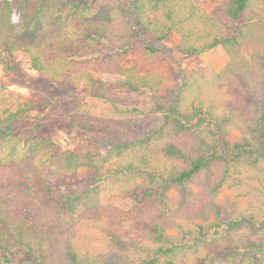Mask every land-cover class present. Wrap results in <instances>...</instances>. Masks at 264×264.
<instances>
[{
    "label": "trees",
    "instance_id": "1",
    "mask_svg": "<svg viewBox=\"0 0 264 264\" xmlns=\"http://www.w3.org/2000/svg\"><path fill=\"white\" fill-rule=\"evenodd\" d=\"M263 10L0 0V68L80 89L68 120L84 139L60 151L35 101L0 94V264H264ZM174 38L184 59L222 48L229 63L185 73L167 101L161 74L124 63ZM224 188L246 206L219 203Z\"/></svg>",
    "mask_w": 264,
    "mask_h": 264
},
{
    "label": "rangeland",
    "instance_id": "2",
    "mask_svg": "<svg viewBox=\"0 0 264 264\" xmlns=\"http://www.w3.org/2000/svg\"><path fill=\"white\" fill-rule=\"evenodd\" d=\"M199 1L204 9L212 11L220 0ZM19 17L20 13L16 10L14 20L18 21ZM262 38L260 46L264 51V37ZM177 42L178 38H174L166 43V46L172 51L169 55L150 58L146 54L143 43L139 41L134 45L129 58L124 63L125 67L136 66L142 73L161 74L163 78L161 95L167 101L171 99V91L178 87L185 73L197 70L205 76H210L213 72L222 71L229 63V57L222 48L199 57L184 59L174 50ZM251 49V47L248 48V51ZM18 57L20 59V55ZM107 79L111 80L112 77L108 76ZM79 91L78 88H68L52 83L28 68L21 69L15 77L9 75L2 67L0 68V94L16 92L22 95L23 100L35 101L39 107L37 112L47 124L45 134L53 136L60 151L66 149L82 151L84 148V139L78 135L77 138L68 120L72 106L79 97ZM142 127V129H146V123ZM237 136V134H233L231 142H235ZM87 177L86 173L80 172L76 180L82 181ZM109 191L107 190V193ZM217 201L233 211L242 210L247 204L246 199L238 198L236 192L228 188L222 190ZM89 231H83L82 237L84 238Z\"/></svg>",
    "mask_w": 264,
    "mask_h": 264
}]
</instances>
